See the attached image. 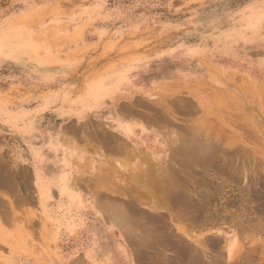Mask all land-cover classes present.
Masks as SVG:
<instances>
[{"label":"rangeland","instance_id":"374dc122","mask_svg":"<svg viewBox=\"0 0 264 264\" xmlns=\"http://www.w3.org/2000/svg\"><path fill=\"white\" fill-rule=\"evenodd\" d=\"M73 108L108 129V213L38 192ZM263 154L264 0H0V264H264ZM139 157L162 190L125 223Z\"/></svg>","mask_w":264,"mask_h":264},{"label":"crops","instance_id":"0c3cea01","mask_svg":"<svg viewBox=\"0 0 264 264\" xmlns=\"http://www.w3.org/2000/svg\"><path fill=\"white\" fill-rule=\"evenodd\" d=\"M70 112L72 113L67 115L71 119L70 123L61 124L58 135L52 141L57 142L58 150L65 157L46 161L41 172L37 169L35 178L38 192L44 201L50 198L59 199L58 206L64 208L65 212L108 213L109 210L105 209L103 201H98V198L110 196L108 191L113 190L115 167L118 164L114 159V148L109 147L107 142L92 141L95 136L90 128L98 126L95 127L96 133L107 134L108 129L101 125L99 118L91 119L90 110L77 114L73 108ZM78 130L86 138L80 144L75 139ZM153 162V159L139 157L119 163L122 166L125 223L127 213H137L136 202H132V198H138L141 206L143 199L157 198V192L162 190L156 184L162 179ZM155 202L156 200L153 201ZM124 229L125 241L126 227Z\"/></svg>","mask_w":264,"mask_h":264},{"label":"bare ground","instance_id":"6f19581e","mask_svg":"<svg viewBox=\"0 0 264 264\" xmlns=\"http://www.w3.org/2000/svg\"><path fill=\"white\" fill-rule=\"evenodd\" d=\"M186 130V129H185ZM114 148V147H113ZM218 149V148H217ZM247 152V151H246ZM171 153V152H170ZM258 153V152H257ZM121 154V153H120ZM261 154V153H260ZM264 155V154H263ZM172 157V156H171ZM174 157V156H173ZM205 157V156H204ZM245 157V156H244ZM250 157V156H249ZM248 157V158H249ZM251 158V157H250ZM241 160V159H240ZM260 160V159H259ZM246 161V160H245ZM244 162V161H243ZM252 162V161H251ZM250 162V163H251ZM248 163V162H247ZM207 165V164H206ZM12 174V173H11ZM258 174V173H257ZM259 175H261L260 173H259ZM176 179V178H175ZM231 179V178H230ZM174 182V181H173ZM176 182V181H175ZM259 182V181H258ZM264 183V182H263ZM175 185V184H174ZM258 185V184H257ZM264 189V188H263ZM262 190V189H261ZM263 191V190H262ZM255 192V191H254ZM257 192H259V191H257ZM177 194V193H176ZM178 196V195H177ZM244 196V195H243ZM251 196V195H250ZM254 196V195H253ZM252 196V197H253ZM245 198V197H244ZM242 199V198H241ZM247 199V198H246ZM244 200V199H243ZM245 201V200H244ZM247 201V200H246ZM227 205V204H226ZM244 209V208H243ZM245 210V209H244ZM255 210V209H254ZM243 211V210H242ZM245 212V213H244ZM246 210L245 211H243V215H245L246 214ZM254 213H256V212H254ZM253 215V214H252ZM239 217V216H238ZM260 217V216H259ZM252 218V217H251ZM255 218H257V217H255ZM242 219V218H241ZM244 221V220H243ZM246 223V222H245ZM257 224V223H256ZM259 227V226H258ZM250 228H251V226H250ZM256 228H257V226H256ZM261 228V227H260Z\"/></svg>","mask_w":264,"mask_h":264}]
</instances>
